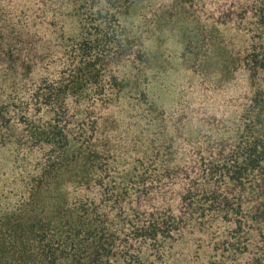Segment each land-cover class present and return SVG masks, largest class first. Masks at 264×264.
<instances>
[{
    "label": "trees",
    "instance_id": "16d2710c",
    "mask_svg": "<svg viewBox=\"0 0 264 264\" xmlns=\"http://www.w3.org/2000/svg\"><path fill=\"white\" fill-rule=\"evenodd\" d=\"M0 264H264V0H0Z\"/></svg>",
    "mask_w": 264,
    "mask_h": 264
}]
</instances>
